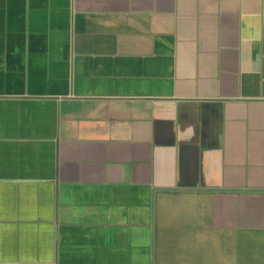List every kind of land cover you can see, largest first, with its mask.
Wrapping results in <instances>:
<instances>
[{
	"label": "crops",
	"instance_id": "crops-1",
	"mask_svg": "<svg viewBox=\"0 0 264 264\" xmlns=\"http://www.w3.org/2000/svg\"><path fill=\"white\" fill-rule=\"evenodd\" d=\"M0 264H264V0H0Z\"/></svg>",
	"mask_w": 264,
	"mask_h": 264
}]
</instances>
